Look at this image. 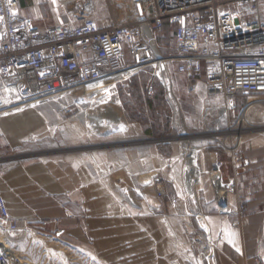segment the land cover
<instances>
[{
	"label": "built area",
	"instance_id": "1",
	"mask_svg": "<svg viewBox=\"0 0 264 264\" xmlns=\"http://www.w3.org/2000/svg\"><path fill=\"white\" fill-rule=\"evenodd\" d=\"M110 4L114 0H107ZM70 7L72 19L41 26L21 13L19 0H0V83L5 96L1 111L34 102L61 100L78 95L82 88L105 79L110 86L127 89L134 74L152 70L167 87L169 63L190 83L207 85L205 134L229 158L232 172L223 174L224 161L216 159L210 169L213 183L228 196L239 189L240 176L251 164L242 151L246 136L254 131L248 110L264 109V0H131L137 18L119 22L114 17L103 25L96 17L98 0H59ZM168 21L174 25L175 54L166 56L159 35ZM155 95L153 81L144 90ZM240 98L245 103L239 108ZM42 99V100H41ZM264 130V123H260ZM190 146V140L187 142ZM208 147V148H209ZM199 180V179H198ZM164 197V184L154 183ZM218 197L221 189L216 186ZM172 204L177 199L172 198ZM240 205L232 223L246 217ZM203 240L204 264H219L212 226L201 210L194 214ZM32 230L13 218L0 195V264H23V255L6 234ZM54 236V235H53Z\"/></svg>",
	"mask_w": 264,
	"mask_h": 264
},
{
	"label": "crops",
	"instance_id": "2",
	"mask_svg": "<svg viewBox=\"0 0 264 264\" xmlns=\"http://www.w3.org/2000/svg\"><path fill=\"white\" fill-rule=\"evenodd\" d=\"M19 3L21 13L32 16L41 26L72 19L70 7L59 0ZM95 17L105 25L107 19L100 13L96 12ZM166 22L174 31V25ZM165 36L163 30L159 40ZM172 36L175 45L174 32ZM194 84L196 92L207 94L203 77ZM4 96L1 89L0 98ZM170 97L175 100L172 93ZM31 105L10 112L0 110V195L13 218L27 222L36 231L89 244L104 264H204L201 233L168 232L163 223L172 214L171 202L166 198L171 189L165 181L163 198L157 196L152 178L149 187L141 184L145 190L154 189L155 197L150 200H138L135 192L113 189L92 166L73 157V152H56V144L61 141L56 127H52L44 110ZM131 120L126 129L122 128L128 143L119 145L127 157H143L139 171L144 170L147 178L148 173L166 166L152 169L147 157L153 156L152 142L157 140L147 138L152 134L148 122ZM132 137L141 138L146 144L143 154L131 148ZM209 149L203 164L196 165L198 174H206L194 185L196 201L190 195L192 173L189 177L188 162L184 169L188 195L176 197L179 203L190 205L191 216L199 209L206 214L219 264H264V141L249 138L243 144L241 149L251 164L240 176L238 191L226 195L225 201L218 197L208 166L216 159L223 160L226 178L232 172L230 160L222 150ZM156 151L167 161L175 154L173 146L163 144L157 145ZM121 162L124 177L130 179L136 171L128 165L130 161ZM242 204L247 215L236 226L232 221Z\"/></svg>",
	"mask_w": 264,
	"mask_h": 264
},
{
	"label": "rangeland",
	"instance_id": "3",
	"mask_svg": "<svg viewBox=\"0 0 264 264\" xmlns=\"http://www.w3.org/2000/svg\"><path fill=\"white\" fill-rule=\"evenodd\" d=\"M97 12L104 19L116 17L124 22H130L137 18L131 0H114V3L111 4L107 0H98ZM159 42L166 56L175 54L172 32ZM169 68L172 94L176 101L170 97V93L161 79L153 76L152 70H147L136 73L137 76L134 74L127 89H123L119 84L112 87L110 82H104L102 83L103 88L91 87L88 90H80L78 95L61 100H48L37 107L45 111L46 116L50 118V124L52 123V127H56L55 131L61 137V141L56 144V152H73V157L92 166L110 187L117 191L135 192L138 200H150L155 197L153 188L145 190L141 184L147 186L150 184L148 181L154 179V186L156 179H160L163 181L165 192L166 182L172 190L166 198L169 202L172 198L177 199L175 206L172 202L170 203L172 214L169 213V217L163 221L168 232H201L194 215L191 216V210H188L190 205L179 203L176 195L180 198H185L188 195L185 186L187 173L184 172V169H186L187 162L189 164V150H192V154H194V158H192L195 161L194 164L200 166L207 155L206 152L210 150L208 147L217 145L218 142L208 139L209 136L204 131L208 121L206 117L207 94L205 91L196 92L195 82L192 84L181 74L175 73L173 63H169ZM149 80L153 81L156 91L161 84L166 97L165 105L155 110L154 113L148 106V98L144 96V90ZM97 83L101 84V81ZM244 103L245 98H240L238 107L240 108ZM117 106L121 109L124 117L121 123H110L107 120L97 123L92 119V115L103 113L109 107L117 108ZM135 114L146 116L149 129L152 132L151 136L147 138L157 140L152 142L154 153L152 157H147V162L151 160L153 170H159L161 166H166L156 173H148L147 178L146 174L142 173L144 170L139 171L143 157L129 158L124 153L123 146L119 145L128 143L122 135V128L126 129L127 122L132 123L131 119ZM167 124H169V131L165 133ZM254 124L261 129L259 122H254ZM254 131L247 134L246 141L249 138L250 140L264 141V130ZM184 132L190 133L192 136L188 139L190 147L189 144L187 146L181 144L180 140L183 138L177 139ZM131 141V148L140 150V153L143 154L146 144L141 141V138L132 137ZM159 144L174 147L175 154L169 156L168 161L166 158L158 156L156 146ZM119 161H122L121 165L125 163L123 161H126V164L130 161L128 165L136 171V174L132 175L130 179H126L122 172L123 168L119 167ZM208 168V175L211 176V166ZM201 176H206V174L199 173L196 185L201 181ZM193 235L192 241L194 242ZM6 237L16 245L23 255V264H104L89 244L67 236L58 237L32 229L23 230L17 234H6Z\"/></svg>",
	"mask_w": 264,
	"mask_h": 264
},
{
	"label": "bare ground",
	"instance_id": "4",
	"mask_svg": "<svg viewBox=\"0 0 264 264\" xmlns=\"http://www.w3.org/2000/svg\"><path fill=\"white\" fill-rule=\"evenodd\" d=\"M110 81H111V79H105V80H102L101 81V84L100 83H97V84L87 85V86H85L83 88V91L84 90H88L91 87H102L103 88L104 85H102V83H104V82H110ZM165 81L167 83L168 91H169L170 96H171L172 88H171L170 81L169 80H166V77H165ZM174 98H175V96H174ZM31 104H35V103L34 102H28L26 104L19 105V106L15 107V108L18 109V108L25 107V106L31 105ZM246 115H247V118L250 121H252V122L264 123V109H262L260 107H254V108L248 110V112H247ZM92 119L93 120H96L97 123L100 122V121H102V120H105V121L107 120L110 123H117V124H119V123H121L124 120V117L122 115L121 109L117 106V108L109 107L107 109V111H104L103 113H96V114L92 115ZM90 120H91V118H90ZM179 126H180V124H179ZM255 130H262V128L259 129L257 127ZM190 137H192L190 133L184 132V133L181 134L180 137H177V139H182L183 138V140H182L183 143L186 144V145H188L187 142L189 141L188 139ZM189 151H190L189 152V155H188V158H189V173H188V175H189V177H190V174L192 173V177H191V181H190V195H192V197L196 201V195H195V191H194V187L195 186L194 185L196 184V181H198V179H199V174L197 173V169H196L197 166L194 164L195 161H194V159H192V158H194V154H192V150H189ZM213 180H214V178H213ZM215 180L217 182L216 186H218V188L221 189L220 188V185H221L220 177L219 176H215ZM150 184H151V182H150ZM219 193H220V197L222 198V200L225 201L226 194L222 191V189H221V191Z\"/></svg>",
	"mask_w": 264,
	"mask_h": 264
},
{
	"label": "trees",
	"instance_id": "5",
	"mask_svg": "<svg viewBox=\"0 0 264 264\" xmlns=\"http://www.w3.org/2000/svg\"><path fill=\"white\" fill-rule=\"evenodd\" d=\"M164 32L165 35H169L170 32H172L173 34V27H170L167 25V22H165L164 24ZM148 106L150 108V110H152V112L154 113L155 110H157L158 108H161L165 105L166 102V97H165V91H164V87L160 84L159 89L156 91L155 88V95L152 98H148ZM133 119L140 121L142 123H146L148 122L146 119V116H138L137 114L134 115ZM167 131H169V124H167L164 132L166 133ZM212 149V147H211Z\"/></svg>",
	"mask_w": 264,
	"mask_h": 264
}]
</instances>
